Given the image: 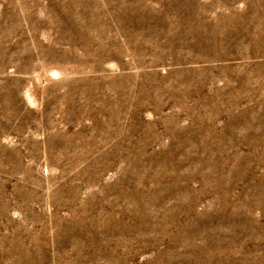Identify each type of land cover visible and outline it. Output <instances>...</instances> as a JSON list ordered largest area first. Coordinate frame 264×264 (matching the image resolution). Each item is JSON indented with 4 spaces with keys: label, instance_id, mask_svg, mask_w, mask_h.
I'll list each match as a JSON object with an SVG mask.
<instances>
[{
    "label": "rangeland",
    "instance_id": "obj_1",
    "mask_svg": "<svg viewBox=\"0 0 264 264\" xmlns=\"http://www.w3.org/2000/svg\"><path fill=\"white\" fill-rule=\"evenodd\" d=\"M0 264H264V0H0Z\"/></svg>",
    "mask_w": 264,
    "mask_h": 264
}]
</instances>
